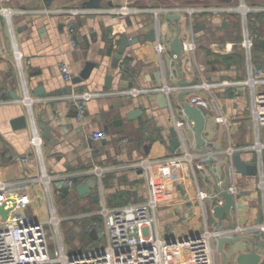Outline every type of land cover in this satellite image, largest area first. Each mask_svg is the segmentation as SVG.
<instances>
[{"label": "crops", "instance_id": "0c3cea01", "mask_svg": "<svg viewBox=\"0 0 264 264\" xmlns=\"http://www.w3.org/2000/svg\"><path fill=\"white\" fill-rule=\"evenodd\" d=\"M86 2L88 0H54L51 7H46L44 0H0V10L87 8ZM239 2L101 0L98 8H208L234 6ZM246 2L251 6H264V0ZM179 16L181 19L177 23L181 27L183 45L194 43L196 49L183 51L182 57L177 59L170 47L177 31L164 15L159 19L152 13L140 12L127 17L107 14L77 17L74 46L67 25L70 19L66 16L27 13L9 18L0 13V178L6 182H21L40 176L41 166L32 145L31 129L14 132L10 125L13 119L31 113L43 141L45 170L55 180L72 179L75 182V188L71 191L64 189L68 195L62 197L63 191L55 194L57 185L54 181V200H66L74 195L79 206L90 202L99 207L98 211L72 215L73 219L85 220L90 232L99 223L103 234L98 214L104 205L117 209L143 204L153 195L158 201L155 229L162 239L173 241L196 237L206 228L215 230L219 227L212 212L219 202L216 195L219 189L228 192L235 187L237 194L231 216L224 215L220 229L222 235L245 239L223 247L228 264H235L239 255L253 250L247 239L264 242L263 236L256 231L264 221L258 175L237 173L227 153L230 148L241 149L238 154L242 160L257 167L258 154L249 148L258 140L264 144V127L258 133L251 117V91L240 84L247 79L249 68L241 44L244 26L238 15L203 13L193 19L186 14ZM249 29L259 35V41L252 49V63L264 71V15H251ZM114 31L116 36H112ZM154 32L156 41L149 42V36ZM124 36L139 41L126 49L116 65L114 54ZM159 44L165 46L163 54L157 52ZM16 52L21 56L20 64ZM62 60L70 65L71 83L66 82L61 74ZM88 63L95 65L90 78L81 83L74 82ZM180 73L189 83L187 88L179 86ZM107 76L113 78L111 89H106ZM160 78L162 86L175 88L165 94L166 108L158 99L159 94L139 97L121 94L134 88L159 87ZM203 83L227 85L209 92L186 91ZM40 86L52 96L35 98L33 91ZM73 90L100 94L86 103L84 120L78 119L74 105L67 99ZM258 90L264 91V87ZM183 92L187 93L184 98L187 103L193 96H201L210 103V107L203 110L205 127L202 134L210 152H203L197 146L192 123L182 113L179 95ZM2 94H5V100ZM12 94H17L19 99L14 100ZM26 94L32 101L30 109L23 102ZM135 111H140L137 118L128 120V114ZM220 117L224 118V123L218 121ZM38 121L51 129L49 139L43 138ZM178 121L185 124L182 132L193 163L182 169L155 166L151 169L149 182L141 170L131 166L142 159L156 160L181 153L182 145L179 152L173 153L170 149V130ZM100 131L106 132L108 138L93 140L92 135ZM209 158H213L211 163H208ZM94 168L106 170L100 181L88 174ZM90 178L96 180L93 194L80 196L76 186L86 184ZM21 190L34 200L29 213L44 221L42 207L35 205L42 203L49 213L43 186L40 183L26 184ZM200 193L208 195L203 202L199 199ZM55 209L57 213L56 206ZM60 219L61 223L65 221V218ZM239 228L242 232L237 233ZM100 239L105 243L104 234ZM98 240L92 239V242L96 244ZM213 248L217 263L222 264L223 255L216 240H213ZM257 252L261 264H264V247L258 248ZM175 262L188 264L180 255L175 256Z\"/></svg>", "mask_w": 264, "mask_h": 264}, {"label": "built area", "instance_id": "2783aa9c", "mask_svg": "<svg viewBox=\"0 0 264 264\" xmlns=\"http://www.w3.org/2000/svg\"><path fill=\"white\" fill-rule=\"evenodd\" d=\"M152 13L156 19L161 15H188L191 19L203 13H211L216 16L238 15L244 26V38L242 47L247 54L249 63L248 76L241 85L246 86L251 91V117L255 129L259 133L264 127V91H259L260 87H264V71L255 67L252 63V49L255 41L259 39V35L254 34L249 29V17L251 15H264V6H251L246 0H240L234 6H218V7H170L160 9H137L129 6L120 8L107 9H90V8H61L56 10L43 9L33 11L3 9L0 13L11 18L14 15L27 13L34 14H58L66 16L68 19V28L71 43L75 46V18L81 16H89L92 14H107L118 17H127L137 13ZM117 32H112V36H116ZM196 45L191 43L184 45V51H194ZM157 52L163 54L165 46L158 45ZM15 57L17 62L21 63V56L16 52ZM60 71L64 80L68 83L72 81L70 65L67 61L62 60L60 63ZM222 85H227L224 83ZM221 84H207L188 88L186 91L199 90L211 91L222 86ZM187 88V87H185ZM175 88L167 86L153 88H134L121 94L129 97H139L155 94H169ZM100 94L78 92L73 90L67 99L74 105L77 117L79 120H84L86 115V103L93 98L99 97ZM23 102L30 109L32 101L25 96ZM189 104L205 110L210 107L208 100L201 96H193L189 100ZM32 145L41 166L40 176L31 180L21 182H6L0 178V207L8 212L7 219L2 220L0 216V264H176L175 256H184L188 264H218L213 248V240L222 237L221 230H209L206 228L200 235L188 239L174 240L175 242L168 243L162 239L158 231L155 229L157 223L158 201L151 195L147 202L143 204H133L117 209H109L106 205L103 206L98 216L103 224V234L105 245L103 248H97L82 254H68L61 238L60 225L61 219L57 216L54 206V192L52 184L56 181V193L60 194L64 189L73 190L75 182L72 179L60 180L51 177L45 170L42 159V138L39 134L36 123L33 117L30 118ZM220 123H224V118H218ZM185 124L177 122L176 128L180 133L182 142V152L178 155H173L162 159H142L132 164L131 167L142 171L147 180L151 181V169L155 166H168L174 169H182L193 163V156L187 149V142L184 139L182 130ZM108 135L104 131L96 132L92 135L95 141L106 140ZM249 149L256 151L258 154L257 175L259 178L258 188L261 194L264 205V144L259 140ZM241 149L230 148L228 156L232 162L235 154H238ZM203 168L202 165L198 166ZM106 170L102 168H94L88 171V174L95 176L99 181ZM40 183L44 188L48 205L49 218L46 222L37 219L33 214L29 213L34 200L29 193L23 192L21 187L26 184ZM236 196L237 189L231 187L228 191ZM218 206L223 205L219 194ZM208 198L207 194L200 193L199 199L201 202ZM51 225L55 229L56 235L59 237L58 256L52 258L50 256L47 235L45 226ZM237 233L242 232L239 228ZM257 232L264 238V221L257 226ZM176 253L174 256L173 254ZM173 256V257H172Z\"/></svg>", "mask_w": 264, "mask_h": 264}, {"label": "water", "instance_id": "95a60500", "mask_svg": "<svg viewBox=\"0 0 264 264\" xmlns=\"http://www.w3.org/2000/svg\"><path fill=\"white\" fill-rule=\"evenodd\" d=\"M54 0H44V4L46 7H51L52 3ZM101 5V0H88V2H86L85 7L87 8H98ZM167 21H169L171 24H173L176 28L177 34L175 39L173 40V42L171 43V52L175 55V57L177 59H180L182 57V53L184 51V45L180 39L181 36V27L180 25L177 23L180 19L181 16L179 15H167L166 16ZM155 28V25H154ZM157 28V26H156ZM158 31V28H157ZM157 38V34L151 33L149 36L148 41L149 42H155ZM139 40H130V38L128 36H124L123 38H121L119 40V45L117 48L116 53L114 54V60L116 65L119 64V62L122 60L123 54L125 53L126 49L130 46V45H134L137 44ZM95 68L94 64H90L88 63L86 65V67L84 68L83 72L80 74L79 77L75 78L74 82L76 83H81L85 80H88L93 72ZM179 86L181 87H188L189 83L183 80V75L180 73L179 74ZM112 80L113 78L111 76H107L106 77V89H111L112 88ZM163 85V80L160 78L159 82H158V86H162ZM130 87H132V84L130 85ZM187 95L186 92H183L179 95V101H180V106L182 107V113L183 115L187 118V120L189 122H191L192 126V131L195 134L196 137V144L197 146L200 148L201 151L203 152H210L209 149H207L205 147V141L203 140V130L205 127V116L203 114V111L190 105L189 103L184 101L185 96ZM33 96L35 98H42V97H51L52 94L51 93H46L45 89L43 86L38 87L37 89H35L33 91ZM12 97L14 98V100L19 99V96L17 94H12ZM6 96L5 94H2V99L5 100ZM158 99L161 100L162 106L164 108L168 107V102H167V98L166 95L164 93H161L158 95ZM138 113H140V111H135V112H131L130 114H128L127 118L128 120H134L137 118ZM32 114L28 113L26 115H23L21 117L15 118L10 122L11 125V129L14 132H18V131H22V130H27L30 128L31 125V118ZM39 124V128L42 131V135L43 138L45 139H49V133L51 132V129L48 128L42 121H38ZM171 151L173 153L179 152L180 147L182 145L181 142V138H180V133L178 131V129L176 128V126H174L171 130ZM213 161V158H209L208 163H211ZM232 165L233 168L235 169V171L239 174H242L244 176H255L257 174V167L256 166H252V165H248L245 161L242 160L241 154H235L232 160ZM96 188V180L95 178H90L86 184L84 185H77L76 186V190L78 192V194L80 196L83 195H92L93 194V190ZM222 199V201H224L223 205L221 206H216L213 208L212 212L215 216L216 219H218L219 221V227L216 229L217 231H219L223 225V217L224 215H226L228 218H230L231 216V210L233 208L234 202H235V196L230 194L229 192H223L219 189V193H218ZM97 199V197H95ZM7 214L8 212L6 210H4V207H0V216L2 217V220L5 221L7 219ZM90 237L93 240H98L99 238L103 237L102 234V229L100 228V224H95L94 225V229L90 232ZM242 240H245L242 237H231V236H222V237H218L216 242H217V247L219 252L223 255V262L222 264H228L229 263V259L228 256L225 254V252L223 251V247L225 244L227 243H237L240 242ZM168 243H171V241L167 240ZM175 241L173 240L172 243H174ZM247 242H249L252 246V252L251 253H244L239 255L236 260H235V264H261V256L258 254L257 250L258 248H263L264 247V242H257L254 241L252 239H247ZM176 253L173 254V256ZM172 256V257H173Z\"/></svg>", "mask_w": 264, "mask_h": 264}, {"label": "rangeland", "instance_id": "374dc122", "mask_svg": "<svg viewBox=\"0 0 264 264\" xmlns=\"http://www.w3.org/2000/svg\"><path fill=\"white\" fill-rule=\"evenodd\" d=\"M54 202L57 208V216H59L60 218H65V221L60 225V232L63 244L68 254H82L94 250L95 247H104V239H100L96 244H94V242H92V239H88V237L85 235V220L83 221L72 218L73 213L79 215L82 213H87L86 211L94 212L98 211L99 207L93 206L90 202H87L83 207L79 206L74 195L66 200L55 198ZM35 205L39 208L42 207L41 212L43 213V220L44 222H46L49 218L47 208H43L42 203H38ZM45 232L47 235L50 256L56 259L58 256L59 237L56 235L55 229L51 225L47 224L45 226Z\"/></svg>", "mask_w": 264, "mask_h": 264}, {"label": "trees", "instance_id": "16d2710c", "mask_svg": "<svg viewBox=\"0 0 264 264\" xmlns=\"http://www.w3.org/2000/svg\"><path fill=\"white\" fill-rule=\"evenodd\" d=\"M259 40L257 39L256 41H255V43L256 42H258ZM255 45V44H254ZM68 195V192H66L65 190H63V195H62V197H66ZM85 230V235L88 237V239H90L91 240V237H90V235H89V232H90V227H88V226H85V228H84Z\"/></svg>", "mask_w": 264, "mask_h": 264}]
</instances>
